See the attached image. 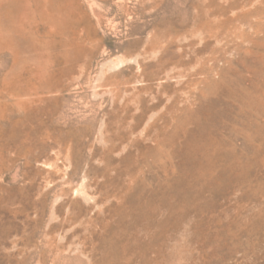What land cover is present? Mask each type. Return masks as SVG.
<instances>
[{
  "label": "rangeland",
  "instance_id": "1",
  "mask_svg": "<svg viewBox=\"0 0 264 264\" xmlns=\"http://www.w3.org/2000/svg\"><path fill=\"white\" fill-rule=\"evenodd\" d=\"M0 37V264H264V0H0Z\"/></svg>",
  "mask_w": 264,
  "mask_h": 264
},
{
  "label": "bare ground",
  "instance_id": "2",
  "mask_svg": "<svg viewBox=\"0 0 264 264\" xmlns=\"http://www.w3.org/2000/svg\"><path fill=\"white\" fill-rule=\"evenodd\" d=\"M15 30V29H14ZM2 36V35H1ZM1 38V37H0ZM9 46V45H8Z\"/></svg>",
  "mask_w": 264,
  "mask_h": 264
}]
</instances>
